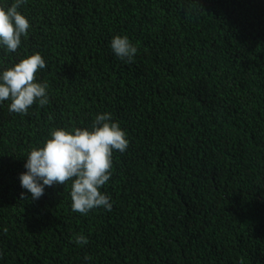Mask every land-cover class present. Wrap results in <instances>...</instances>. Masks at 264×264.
I'll use <instances>...</instances> for the list:
<instances>
[{
	"label": "trees",
	"instance_id": "trees-1",
	"mask_svg": "<svg viewBox=\"0 0 264 264\" xmlns=\"http://www.w3.org/2000/svg\"><path fill=\"white\" fill-rule=\"evenodd\" d=\"M18 10L29 34L16 53L0 48V71L39 53L49 104L26 116L0 104V264H264V0ZM117 35L133 62L112 51ZM103 113L129 141L100 189L112 210L73 212L70 181L32 201L19 180L31 148ZM81 233L87 245L70 242Z\"/></svg>",
	"mask_w": 264,
	"mask_h": 264
},
{
	"label": "clouds",
	"instance_id": "clouds-1",
	"mask_svg": "<svg viewBox=\"0 0 264 264\" xmlns=\"http://www.w3.org/2000/svg\"><path fill=\"white\" fill-rule=\"evenodd\" d=\"M26 3L27 0H13L9 6H0V48L6 53H16L22 37H28L31 25L18 10ZM110 47L119 59L129 63L137 53L126 36L113 37ZM45 68V60L34 53L0 71V104L9 101L8 111L21 116L28 115L34 104L47 106L49 85L35 82L38 71ZM49 137L42 146L31 148L24 164L26 171L19 176L20 186L31 194V200L40 199L45 187H64L70 181L73 212L86 216L98 208L111 211V197L100 189L111 178L113 152L124 153L129 145L126 132L113 122L111 113L97 114L91 130L54 128ZM25 199L22 192L21 200ZM70 242L79 246L89 243L82 233L76 234ZM84 259L90 261L92 257Z\"/></svg>",
	"mask_w": 264,
	"mask_h": 264
}]
</instances>
